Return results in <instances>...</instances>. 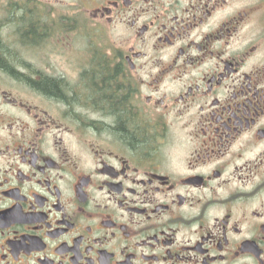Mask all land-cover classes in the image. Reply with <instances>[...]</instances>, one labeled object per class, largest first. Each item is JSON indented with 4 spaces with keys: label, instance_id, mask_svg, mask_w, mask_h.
Listing matches in <instances>:
<instances>
[{
    "label": "flooded vegetation",
    "instance_id": "1",
    "mask_svg": "<svg viewBox=\"0 0 264 264\" xmlns=\"http://www.w3.org/2000/svg\"><path fill=\"white\" fill-rule=\"evenodd\" d=\"M0 264H264V0H0Z\"/></svg>",
    "mask_w": 264,
    "mask_h": 264
},
{
    "label": "trees",
    "instance_id": "2",
    "mask_svg": "<svg viewBox=\"0 0 264 264\" xmlns=\"http://www.w3.org/2000/svg\"><path fill=\"white\" fill-rule=\"evenodd\" d=\"M41 87L46 90L49 91L51 93H53L55 90H57V86L53 81H43L41 82ZM121 113L117 112V115L119 116Z\"/></svg>",
    "mask_w": 264,
    "mask_h": 264
},
{
    "label": "rangeland",
    "instance_id": "3",
    "mask_svg": "<svg viewBox=\"0 0 264 264\" xmlns=\"http://www.w3.org/2000/svg\"><path fill=\"white\" fill-rule=\"evenodd\" d=\"M91 35H92V33H91ZM103 38H104V42L106 43V44H110L111 43V35H110V31H108V30H105L104 32H103ZM114 38V37H113ZM103 40V39H102Z\"/></svg>",
    "mask_w": 264,
    "mask_h": 264
}]
</instances>
